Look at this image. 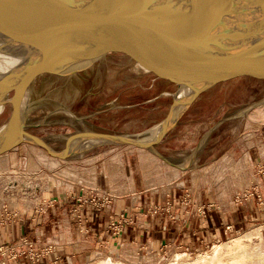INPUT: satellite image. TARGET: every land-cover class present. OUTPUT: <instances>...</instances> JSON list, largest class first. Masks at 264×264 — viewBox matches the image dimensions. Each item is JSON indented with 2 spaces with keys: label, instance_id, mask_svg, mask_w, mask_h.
<instances>
[{
  "label": "rangeland",
  "instance_id": "rangeland-1",
  "mask_svg": "<svg viewBox=\"0 0 264 264\" xmlns=\"http://www.w3.org/2000/svg\"><path fill=\"white\" fill-rule=\"evenodd\" d=\"M182 91H186L185 94L183 93L184 97H188L192 92L191 89L182 87L180 83L164 78L158 72L141 65L139 60L124 54H108L90 68L81 70L76 75L40 76L32 82L23 96L20 110L21 122L26 126H35L27 130L29 133L46 141L45 143L56 153H63L68 143L73 153L68 161L80 170L86 168L88 164L75 161L79 156L84 158L99 156L94 164L101 181V186L98 185L99 190L96 193L89 192L91 194L85 198H82L80 194L75 197L76 200L80 199L78 201H85L89 204L101 205L103 201L111 200L109 196H124L120 193L109 192L110 184L105 173H107L110 158L113 163L110 170L112 168L124 169L123 175L127 172L129 175L132 174L138 190L146 189L141 169L142 163L146 161L140 160L135 152L127 154L124 151L125 145H116L112 141H101L95 139V135L136 138L140 136L142 140H153L159 135L173 107L171 121L175 122L178 117L180 119L178 118V123L165 136L163 142H158L155 147L157 153L154 154L148 150L155 157L159 158V154L170 160L176 152L186 151L198 145L207 134L209 135L207 152L203 154L205 157L208 156L207 153L210 154L209 156H215L229 151L234 143L242 147L243 158L241 160L234 161L227 155L229 156L227 164L221 165V162L211 164L205 169L206 174L197 185L191 182L190 174L184 176L180 174L178 178L172 179L171 176L166 177L167 171L164 167L158 166L155 169L151 164L148 168L150 169L148 178L153 180L155 185L152 184V187L156 188L146 189L143 194L154 197L155 202L154 208H145L146 211L143 214H145L147 223L156 222L153 233H149L147 237L145 233H140L142 238L138 244H134L131 239L121 238V240L115 239L109 245H97L92 252H88L90 256L88 255L87 261L75 264H95L106 257H111L123 264H172L174 255H180L181 261L191 264L196 262L200 255L209 254L213 246L240 238L254 229L261 228V238L264 241V221L244 223L237 231L220 235L219 238L209 237L206 241H202L196 235L192 239L189 236L191 232L184 227L186 221L184 211L190 207L195 197L199 196L200 190L206 192L209 190L208 194L211 197L210 201L206 199L205 209L208 206H216L225 202V200L240 202L241 199L251 197V192H255L251 189L253 183L256 182L253 177L255 175L251 173L252 168L245 159V151L248 147L256 145L255 141L250 140L252 132L257 127L258 129L262 127L264 130V116L261 114L264 110V74L248 75L216 85L189 103L173 105L174 99L180 98L182 94H179ZM12 97L13 92H10L0 113V133L13 111V105L10 102ZM255 109L261 114L263 121L257 127L248 130V125H252L249 123L251 121L247 120L248 113L250 114ZM93 140H98L99 143L92 146L86 144ZM25 144L33 145L31 142ZM23 145L24 143L9 153L11 170L18 173L27 170L30 158L28 148ZM108 150H114V152L111 151L109 154ZM117 151L121 152V156L112 158L115 153H118ZM159 160L163 161L160 158ZM241 162L242 167L239 166ZM178 164L183 166L184 163L179 162ZM37 171H40L41 179L34 181H29L24 176L11 177L8 178L9 180L3 178L5 182L13 183L14 188L17 182H20L18 185L22 188L26 185V187L28 185H33V188L34 186L39 187L40 190L34 189L36 196H24L17 192L18 188H15L14 192H11L12 189L8 191L6 187L9 185L5 184L2 178L0 179L1 217L14 220L20 218L21 212L25 209L34 211L33 209L36 208L42 211L51 203L50 198L47 197L48 190L57 189L63 185L58 186L59 183L54 178V174L43 167ZM122 182L124 181L120 179L118 185L120 186ZM73 185H76L73 189L75 191L84 184H71V188ZM176 193H179L178 199ZM168 194L174 198L167 204ZM256 198L259 205L264 207L263 199L258 195ZM149 211L151 214H157L156 217L155 215L151 217ZM125 218L114 217L110 221L108 232L113 233L115 238L121 237L125 226L128 225L127 218ZM25 241L29 243L28 246H25ZM251 243V247L259 244L257 238H253ZM16 246L17 244L1 247L3 254L0 256V264H13L16 259L24 260L29 264H40L42 261L44 264L57 263V261L50 260L49 262L48 260L47 256L57 249L49 242L23 239L18 243V247ZM60 264L66 263L62 260Z\"/></svg>",
  "mask_w": 264,
  "mask_h": 264
},
{
  "label": "water",
  "instance_id": "water-1",
  "mask_svg": "<svg viewBox=\"0 0 264 264\" xmlns=\"http://www.w3.org/2000/svg\"><path fill=\"white\" fill-rule=\"evenodd\" d=\"M2 26L37 55L0 78V106L13 92L0 153L31 142L60 159L73 155L69 146L56 153L27 131L35 126L21 122L23 96L40 76L76 75L108 54L130 56L191 89L188 103L216 85L264 74V0H0ZM180 103L174 99L173 105ZM172 115L173 107L153 140L94 138L155 154Z\"/></svg>",
  "mask_w": 264,
  "mask_h": 264
},
{
  "label": "crops",
  "instance_id": "crops-1",
  "mask_svg": "<svg viewBox=\"0 0 264 264\" xmlns=\"http://www.w3.org/2000/svg\"><path fill=\"white\" fill-rule=\"evenodd\" d=\"M178 118L175 122L172 121L171 127L160 138L159 143H162L165 136L173 130L174 125L180 119ZM262 129V127L259 129L257 127L252 132L250 140L255 141L256 145L248 147L245 151V159L249 163V167L252 168L251 173L255 175L253 177L256 182L251 186V189L255 192H251V197L241 199L240 202L224 199L225 202L219 203L216 206H208L205 209L204 204H207V201H210L211 197L208 194L209 190L207 192L200 190L199 196L195 197V200L189 205L190 207H187L184 211L186 216L184 227H186L187 231L191 232L189 236L192 239L195 235L202 241H206V238L209 239V237L219 238L220 235H226L234 230H239L244 223L264 221V207L259 205L256 198L258 195L264 201V130ZM208 136V134L205 135L202 142L191 149L178 151L179 154L176 152V155H173V158H170V160H167L162 155L160 156L171 165H177L179 162L184 163V166H182L185 168L184 175L190 174L191 170L194 169L209 167L227 155L234 161H239L243 158L242 147L237 143H234L232 149L229 151L221 152V154H216L215 156H209V153H207V157L203 156L207 152ZM157 145L158 143L153 145L154 150ZM202 160L204 162L201 163ZM95 168L97 167L95 166ZM94 170L95 185L91 187L92 189L80 187L79 190L74 191L73 189L76 188V185H73L70 190H67L66 185L57 189H49L47 197L50 198L51 203L44 210L38 211L35 208L33 209L34 211H31L30 209H25L21 212L22 216L14 220H6V217H1L2 215H0V248L16 245L23 239L49 242L57 247L50 256H47L49 257V262L52 260L57 261L56 264H60L63 260L66 264H75L87 261L88 252H92L97 245H109L115 239L121 240V238L131 239L134 244H138L140 243V238H142L140 233H145L146 237L149 233H153L156 222L147 223L143 212L146 211L145 208L147 207L154 208L155 198L143 194L146 192V189H142L144 192L137 189L132 174L130 176L131 183L127 179H124V169L119 170L115 176L117 179L114 183L110 182V170L108 168L105 177H108L110 193H120L125 197L109 196L111 200L103 201L101 205L89 204L85 203V201H78L80 199H75L79 194L82 195V198H85L91 194L89 192L96 193L99 190L101 181L98 178L99 173H97L96 169ZM120 179L124 182L119 186L118 181ZM130 184L132 186L131 192L128 191ZM97 187L98 189H96ZM115 187L117 190H115ZM176 195L178 199L179 193H176ZM173 196L175 195L173 194ZM166 198L168 204L170 200L173 201L174 197L171 198L168 194ZM206 199L208 200L206 201ZM149 213L151 217L155 215L151 214L150 211ZM124 216L127 218L128 225L125 226L121 237L115 238L113 233L108 232L110 221L114 217L118 219L119 217L125 218ZM178 218L179 216L177 215V220ZM158 224L161 225V223ZM161 229L164 231L163 227ZM13 264L29 263L16 259ZM40 264H44L43 261Z\"/></svg>",
  "mask_w": 264,
  "mask_h": 264
},
{
  "label": "bare ground",
  "instance_id": "bare-ground-1",
  "mask_svg": "<svg viewBox=\"0 0 264 264\" xmlns=\"http://www.w3.org/2000/svg\"><path fill=\"white\" fill-rule=\"evenodd\" d=\"M36 55H37V53L34 49H32V47H30V46L28 47L27 45H19V44L15 43V40L14 41L12 40V36L10 35V33H8L5 30L4 26L0 27V78L4 74H6L10 71L16 70L19 67L23 66V64L25 62H27L29 58L36 56ZM183 93L185 94L186 91H182L179 94V95L182 94L181 97L176 98V100H181V101H183V104H184L185 102L189 101L190 97H192L193 91L191 92V94L188 97H184ZM2 110H3V105L0 106V113ZM179 110H181V109H179ZM256 110L257 109L251 111L250 114L248 113L249 116H248L247 120L251 121L249 123H252V125H253V127H252V125L249 124L247 127L248 130L249 129L251 130L252 128L257 127V125H259L263 121L261 119L262 118L261 114L264 116V110L261 112V114H259ZM0 135H1V133H0ZM71 138H73V137H71ZM67 142H68V140H67ZM97 143H99L98 140H93V141H90L86 144H88L89 146H92V145H96ZM24 145H26V147L28 148L29 156H30V158L28 160V164H27L28 165L27 170L24 171L23 173H21V172L18 173L17 171L15 172V171L11 170V167L9 164V153L11 151H15L16 148L12 149L9 152H2V153H0V179L2 178L1 180L4 181V179L9 180L8 178H11V177H22V176L29 179V181H34L35 179H41V176H40L41 173H40V171H37V170L40 167H43L45 170L50 171L51 173L54 174V178L59 183L58 186L66 185L67 189H69V190L71 189V184H75V183L76 184H84L83 186L88 187V188L94 187V185H95V176H94L95 166H94V164L97 162L99 156H91V157H87V158L79 156V158L75 159V161H77L79 163L81 162L82 164L85 163V165L88 164L86 168H82V170H80V168L71 165L72 162L68 161V158L67 159H60L59 157H56L55 155H52L51 153H49L44 148H42L38 145L34 146L35 144L30 145V144L24 143ZM67 145L69 146L68 143H67ZM82 147H85V146H82ZM114 149H116V148H114ZM116 150H118V149H116ZM108 151H109V154L111 151L114 152V150H108ZM124 151H126L127 154L135 152L138 155L140 160L146 161L145 163H142V165H141V169H142L143 174H144V185H145L146 189L152 190L153 188L154 189L156 188L155 186L152 187V184L155 185L153 180L148 178V175L150 174V169L148 170V168L151 164L155 167V169L158 166L164 167L167 171L166 177L171 176L172 179L178 178L180 174H182V175L185 174L184 173L185 168L182 167V165L181 166L179 164H177V165L172 164L171 165L169 163L166 164L164 162V160L163 161L159 160V158L155 157L153 154H151V152H149L145 148L135 147L133 145H125ZM58 153H61V152H58ZM103 154H104V152H103ZM105 154H106V152H105ZM120 154H121V152L115 153V155L112 158H115L116 156L119 157V156H121ZM228 157L229 156H224L221 158V160L214 162V164H218L219 162H221V165L227 164L229 162ZM103 158H105V157H103ZM100 160H101V158H100ZM111 160L112 159L110 158L109 163H108V169L109 170H110V166L113 165V163H111ZM115 162H116V160H115ZM75 163L76 162H74V164ZM239 166L242 167V162H241V165H239ZM206 168L207 167L201 168V169H194L190 172L191 182H193V185H197L199 183V181L201 180V178L204 177V175L206 174V171H205ZM76 170H77V172L79 171L78 172L79 175H77L78 173L76 172ZM118 172H119V170L117 168H112L110 170L109 178H110L111 183H114L116 181L117 178H115V176L117 175ZM130 176H131V174L130 175L128 174V176H127V173H126L124 175V179H127L131 183V177ZM4 183L9 185L6 187V189L8 191H11L10 189H12L13 191H11V192H14V191H16L15 188H18V190H17L18 193H21L24 196L27 195L28 197L30 195H35L34 189L38 188V190H40L39 187L34 186V188H33V185L32 186L28 185V187H26L27 186L26 185L25 187L22 188L21 186L18 185L20 182H17V184L14 183L16 185V186L14 185L15 188L13 187V183L5 182V181H4ZM30 184H32V183H30ZM27 189H29L30 191H28ZM38 190H36V191H38ZM25 191H28V192H25ZM128 191H130V192L132 191L131 184L129 186ZM35 201L36 200H34V202ZM260 229L258 228V229L251 230L250 232L245 233L240 238L232 239L227 243L218 244L216 246H213V248L211 249V252L209 254L200 255L197 258L196 262L191 263V264H264V241L261 238ZM253 238H257L258 243H259L255 247H251L252 246L251 240ZM181 259H182V257L180 255H174L172 261L174 262V264H190V263H187L185 261L183 262V260L181 261ZM173 262H172V264H173ZM95 264H123V263L117 262L116 260H114L111 257H106L103 260H98Z\"/></svg>",
  "mask_w": 264,
  "mask_h": 264
},
{
  "label": "built area",
  "instance_id": "built-area-1",
  "mask_svg": "<svg viewBox=\"0 0 264 264\" xmlns=\"http://www.w3.org/2000/svg\"><path fill=\"white\" fill-rule=\"evenodd\" d=\"M24 244H25V246H28L29 243L25 241ZM16 247H18V244H17ZM0 249H1V248H0ZM2 254H3V253H2V251L0 250V256H1Z\"/></svg>",
  "mask_w": 264,
  "mask_h": 264
}]
</instances>
